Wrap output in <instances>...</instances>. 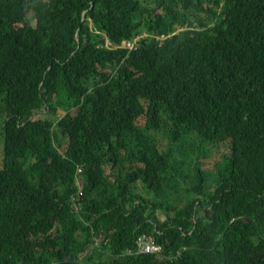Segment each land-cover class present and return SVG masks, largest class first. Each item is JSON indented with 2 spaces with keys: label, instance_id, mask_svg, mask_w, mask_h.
<instances>
[{
  "label": "trees",
  "instance_id": "16d2710c",
  "mask_svg": "<svg viewBox=\"0 0 264 264\" xmlns=\"http://www.w3.org/2000/svg\"><path fill=\"white\" fill-rule=\"evenodd\" d=\"M0 163V264H264V0H0Z\"/></svg>",
  "mask_w": 264,
  "mask_h": 264
},
{
  "label": "built area",
  "instance_id": "2783aa9c",
  "mask_svg": "<svg viewBox=\"0 0 264 264\" xmlns=\"http://www.w3.org/2000/svg\"><path fill=\"white\" fill-rule=\"evenodd\" d=\"M140 38L134 39L133 41L124 42L122 48L128 50L137 49V45ZM81 172V170H79ZM162 248L157 244L152 236L141 235L137 237L135 242V254L138 255H149V254H161Z\"/></svg>",
  "mask_w": 264,
  "mask_h": 264
},
{
  "label": "rangeland",
  "instance_id": "374dc122",
  "mask_svg": "<svg viewBox=\"0 0 264 264\" xmlns=\"http://www.w3.org/2000/svg\"><path fill=\"white\" fill-rule=\"evenodd\" d=\"M37 116L39 118L43 117L42 114H37ZM196 145H197V142L195 141L192 148L196 147ZM214 151H215V147H207L206 148V153H205L207 155V157L204 158V159H201V161L204 162V164L209 163L212 160L213 156H214ZM192 157L195 159V155H192ZM0 165H1V163H0ZM203 168L208 170V169L212 168V165H211V163H209V164L203 166ZM77 171L79 172V169H77ZM158 218L160 220H164V216L162 214H158Z\"/></svg>",
  "mask_w": 264,
  "mask_h": 264
},
{
  "label": "clouds",
  "instance_id": "9594fccd",
  "mask_svg": "<svg viewBox=\"0 0 264 264\" xmlns=\"http://www.w3.org/2000/svg\"><path fill=\"white\" fill-rule=\"evenodd\" d=\"M181 30H182V29H179L176 33L180 32ZM176 33L171 34V35H169V36H165V35L155 36V35H153V37L156 38V39H158V40H160V41H163V40H165L166 38L171 37L172 35H175ZM147 36H148L147 34H143V35H141V36L135 37L134 39L140 38V40H139V42H138V45H139L141 39H144V38H146ZM134 39H133V40H134ZM133 40H129V41H133ZM124 42H128V40H126V41H124ZM124 42H123V43H124ZM123 43H122V45H123ZM122 45L113 46V48H114V49H124V48H122ZM138 45H137V49H138V47H139ZM106 47H109V44H108V43H106ZM137 49H135V50H137ZM126 50H128V49H126ZM131 51H134V50H131ZM139 236H141V235H139ZM139 236H138V237H139ZM136 239H137V238H136ZM135 242H136V240H135ZM161 248H162V247H161ZM130 253H131V252L129 251L128 254H130ZM154 255H156V254H154ZM158 255H160V254H158Z\"/></svg>",
  "mask_w": 264,
  "mask_h": 264
}]
</instances>
